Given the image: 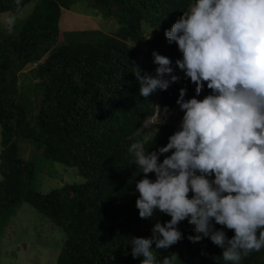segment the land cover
<instances>
[{
	"label": "trees",
	"instance_id": "1",
	"mask_svg": "<svg viewBox=\"0 0 264 264\" xmlns=\"http://www.w3.org/2000/svg\"><path fill=\"white\" fill-rule=\"evenodd\" d=\"M31 1L0 0V14L17 15ZM79 1L36 0L11 30L0 22V217L27 202L59 226L63 238L56 264H140L128 238L149 237L157 221L171 217L159 210L152 219L139 217L135 184L143 174L129 147L142 141L149 151L157 150L176 128L159 120L153 132L147 129L157 90L147 98L140 95L134 71L138 67L141 75L155 76L154 51L176 67L175 57L182 53L168 42L165 30L194 0H86L104 21L115 20L116 29L104 32L89 23L87 29L62 31L63 11ZM176 70L181 79L161 90L159 101L183 117L176 103L179 89L186 88L185 99H190L195 84ZM210 93L205 82L197 98ZM18 136L31 140L46 158L77 167L85 181L47 193L31 188L39 169L20 157ZM149 176L155 179L154 173ZM178 228L184 238L158 250V258L176 253L175 264H227L210 238L188 239L196 233L187 219ZM224 230L229 238L234 235ZM240 264H264V249Z\"/></svg>",
	"mask_w": 264,
	"mask_h": 264
},
{
	"label": "clouds",
	"instance_id": "2",
	"mask_svg": "<svg viewBox=\"0 0 264 264\" xmlns=\"http://www.w3.org/2000/svg\"><path fill=\"white\" fill-rule=\"evenodd\" d=\"M165 36L182 58L173 67L154 51L156 75L134 71L140 95L178 82L177 68L196 95L185 99L187 89H179L184 115L166 145L129 147L143 174L135 184L139 217L152 219L157 210L171 217L157 221L149 237L128 238L131 255L140 264H175L176 253L161 259L158 250L184 238L178 225L187 219L196 233L191 242L208 237L223 261L240 264L264 249V0H194ZM205 82L211 93L198 99ZM225 228L234 230L231 238Z\"/></svg>",
	"mask_w": 264,
	"mask_h": 264
},
{
	"label": "rangeland",
	"instance_id": "3",
	"mask_svg": "<svg viewBox=\"0 0 264 264\" xmlns=\"http://www.w3.org/2000/svg\"><path fill=\"white\" fill-rule=\"evenodd\" d=\"M86 2V0L79 1L70 10L63 11L60 23L62 31L72 30L76 26H85L82 28L87 29L89 26L87 27L86 24L89 23L98 25L104 32H111L116 29L115 20L104 21V18L101 15H96ZM35 3L36 0L31 1L17 15L0 14L1 24L11 30L14 22L29 15ZM178 58H180V54L175 57V60ZM32 66H34L33 63L28 64L24 68V72H27ZM177 73L181 77V73L179 71ZM160 94L161 90L158 89L155 93V113L146 121L145 125L150 132H153L157 122L165 120L173 124L177 131L182 116L165 109L160 104ZM16 139L20 157L34 161L39 169L37 178L29 183V186L34 190L47 193L51 189L61 187L66 183L85 181L77 167L67 166L46 158L29 139L20 136ZM62 234L63 231L59 226L53 224L49 218L39 213L29 203L22 202L13 211L0 217V264H56L61 250Z\"/></svg>",
	"mask_w": 264,
	"mask_h": 264
}]
</instances>
